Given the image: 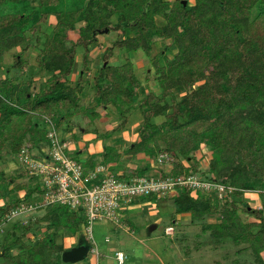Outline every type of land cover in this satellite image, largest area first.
<instances>
[{"label":"trees","instance_id":"16d2710c","mask_svg":"<svg viewBox=\"0 0 264 264\" xmlns=\"http://www.w3.org/2000/svg\"><path fill=\"white\" fill-rule=\"evenodd\" d=\"M193 1L0 0V68L4 66V54L20 48L6 71L23 69L28 64L24 53L36 48L37 69L49 74L33 91L30 90L33 74L24 82H18L17 75L0 76V164L7 156L18 161L22 150L29 152L40 143L52 145L49 130L59 131V125L64 122L63 132L72 131L70 121L78 112L86 113L93 121L100 116L97 107L109 109L112 105L120 119L116 126L100 134L107 137L125 127L131 108L136 106L142 113L137 130L139 139L124 150L104 145L99 154H88L78 160L69 155V146L64 148L65 154L78 161L84 171L103 164L109 165L113 172L120 171V177L128 178L145 174L148 166L124 169L120 160L125 153L131 156L143 152L165 153L172 167L168 172L162 170V177L175 178L201 173L198 162L188 166L183 160L193 159V151L207 143L212 175L205 174L204 180L232 187L227 197L234 193L235 199L241 201L242 185L249 178L264 183V116L252 121L246 112L264 102V0ZM22 3L26 8L20 10ZM50 16L55 21L46 32L42 25ZM111 30L119 33L102 52V64L89 81L85 74L90 71V47L97 42L98 34ZM74 31H77L75 38ZM155 36L170 39L177 52L172 57L164 52L150 57L159 91L149 89L141 97L145 87L133 61L124 57V62L118 65L109 60L116 49L140 50L150 56ZM78 49L82 50V66L72 82L70 76ZM146 74V80H150L152 73ZM87 83L91 84L93 93L89 105H84L81 101L89 95ZM176 88L183 90L179 97ZM49 115L57 116L58 121L46 128L39 119ZM159 117L163 118L160 122ZM48 121L49 118L47 124H50ZM71 136L72 141L77 140L74 133ZM23 166L27 174L31 167ZM221 170L223 176L219 175ZM31 178L36 180L35 186L16 184V191L25 185L29 190L23 198L7 200L0 206V214L9 218L12 211L23 208V201L28 205L36 200L35 207H44L45 214L23 224L20 234L13 237L6 234L0 255L9 264H63L62 252L72 247L64 248L55 240L54 232L46 231L35 242H25L23 238L42 221L54 229L67 224L75 232L85 216H79L68 203L45 202L46 189L40 175L32 174ZM175 187L172 197L178 211H188L194 217L220 212V222L208 225L212 234L230 237L235 244L248 243L253 246L259 264H264L260 256L264 249V206L248 210L245 204L256 221L242 223L235 199H225L223 205L215 206L218 195L213 189L207 196L197 190L198 196L194 197L189 186ZM156 198L153 192L139 195L133 201ZM187 202L194 205L205 202L206 206L196 209ZM53 216L57 219L50 221ZM255 227L258 229L253 231ZM84 243L83 239L81 244ZM17 246L22 250L10 252Z\"/></svg>","mask_w":264,"mask_h":264},{"label":"rangeland","instance_id":"374dc122","mask_svg":"<svg viewBox=\"0 0 264 264\" xmlns=\"http://www.w3.org/2000/svg\"><path fill=\"white\" fill-rule=\"evenodd\" d=\"M187 2L193 3L194 1L187 0ZM20 7V10H22V8H26L25 3H22ZM54 21V17L50 16L48 21L42 25V29L49 32L54 25ZM118 33L119 31L114 32L111 30L109 32L110 35H107L108 33L104 34H106L105 38L108 40L110 36L113 39L116 38ZM76 36L77 31H74L73 38ZM98 48L101 49L102 47L98 46ZM19 50L20 48H16L4 54V66L0 68V76L4 77L5 75H17V81L24 82L30 77V74H33L32 80L34 83L30 88V90L33 91L44 82L49 74L38 71L36 61V54L38 50L36 48H30L26 53H24V58L27 59L28 64L23 67V69H14L7 73L6 66L12 64L13 56L18 53ZM78 50L79 52L76 56V63L79 65H77V70H75L70 76L72 82L77 79L82 66V50ZM119 52L122 54L126 53V51ZM136 52L137 53L130 55V57L135 65V72L145 87V89L140 93V96L142 97L146 90L154 89L159 91L156 86V80L154 79L156 74L154 73V68L151 65L150 57L163 52L166 56L172 57L177 52V48L173 45L170 39H162L155 36L150 56L144 55V53L140 50H137ZM101 54L102 53L99 52L95 55V57H90V69L94 66V61H98V63L102 64ZM163 60V57H161L160 62L163 63ZM122 62H124L123 57L114 56L111 59L112 64L119 65ZM146 72L152 73L150 80H146ZM91 74L92 73L87 71L85 77L90 80ZM86 88L89 95L81 101L84 105L89 103V98L93 93L90 84L87 83ZM174 91L178 97L183 93L181 88H176ZM135 103L139 105L137 99ZM110 107H112V105H110ZM131 109V114L129 116L130 120L126 124L128 126L127 128L125 127L126 129L124 131L126 133L124 136H126L129 141H135L139 139L136 132L138 125L142 121V113L139 107L135 106ZM96 110L99 113L101 112L100 114L102 118L97 120L95 125L91 124L93 121H91L90 118L88 119L86 113L78 112V114L71 118L72 121H70V126L72 128L74 127L76 130H73V133L77 136V143H83L84 141L87 142L88 140H91L93 137L92 134L95 131L94 126L100 131H105L107 129H112L118 124L120 119L118 118L119 114L113 107L109 109L107 113L103 112L104 110L101 107L96 108ZM246 112L249 114V118L252 121H256L261 115L264 116V102H260L251 109H248ZM48 118L51 120L48 121L50 124H47ZM157 120L160 122L163 118L159 117ZM57 121V116L51 117L50 115L46 118L39 119V122L44 127H46V125L47 127L52 125L55 126ZM64 126V122L59 125V131H57L58 138L61 142H66L68 144L67 147L70 146L69 155L78 160L85 159L88 156V151L84 150L83 153H81V151L76 152V148L72 146V136L63 132ZM83 129L85 131H83ZM88 134L90 135L89 137ZM104 141L106 142L107 140L104 139ZM209 147L210 146L207 143H202L198 149L193 151V159L183 160L188 166L192 165L194 162H198V172L201 173H198L196 176L200 180H204L206 178L207 175L205 174L212 173L209 169L211 159ZM50 149L51 147L48 143H40L37 147L28 152L29 158H31L34 163H36V161H45V156H47L52 150ZM120 163L123 165L124 169L148 166L146 171L147 175L149 173H155L160 166L157 162L156 154L148 155L144 152L137 154L136 156H131L125 153V155L121 158ZM163 166L162 170H168L170 168L169 164H165ZM24 168L25 167L19 162V159L18 161H15L13 158L8 156L3 159L0 164V174L2 177V181H0V206L2 203L7 202V200L11 198H23L26 192L23 190H14V186L16 184L23 182L31 187L35 186L36 180L31 178L32 173L28 171L26 174V170H24ZM220 173V176L225 174L222 170ZM227 181L229 182V180ZM242 186V193L240 197L242 199L241 201H238L239 199H235L234 193H230L229 197L223 193V197H218L215 203L217 205L215 206L223 205L225 199H231V201L235 199L241 222H254L256 221L255 216L251 212H247L245 204L248 205V210L264 206V183H261L259 180L254 178H249V180H247L246 183H243ZM172 195L169 194V196L167 195L162 197L157 196L156 199L151 201L152 203H147L142 206L137 204L132 205L126 209L120 223L112 222L107 219H97L92 221L91 230L93 240L87 238L88 235L85 227L86 222L84 220L79 223L75 232H72L67 224L59 225L54 229L49 228L46 221H42L41 223L34 225L33 229L26 235L25 238H23V241L35 242L38 236H42L46 231L54 232L55 240L64 248L75 247L79 242H83L84 239V245L88 246L86 255L78 262H64L62 260L64 262L63 264H94L95 261L98 262V264H117V261L114 258V253L117 249L122 250L126 255L124 264H259V259L254 252L253 246L248 243L235 244L233 240L227 236L216 237L212 234V230L208 229V225L220 222V212L215 214L209 213L203 215V217H194L188 211H178V204L175 202ZM204 195L207 196L209 193ZM188 204L196 209H201L206 206L205 202L204 204L198 203L194 205L192 202H189ZM25 205V201H23L21 207ZM45 210L46 209L44 207L42 209H38L36 207L32 209L21 208L17 214L12 215L9 218L8 216L3 217L0 214V252L1 245L6 242V234L9 237L20 234L23 224H28L35 218L41 217L45 214ZM74 210L79 216L84 217L82 210H78L77 208ZM54 219L57 218L53 216L50 221ZM169 225L173 226V232L166 234L164 228ZM257 229L258 228L255 227L252 230L256 231ZM106 237L109 238L108 241L105 240ZM20 250H22V247L17 246L12 248L10 252L17 253ZM96 250L98 255L96 254ZM100 256H103V259ZM260 256L264 260V249L261 250ZM0 264H9L3 255H0Z\"/></svg>","mask_w":264,"mask_h":264},{"label":"built area","instance_id":"2783aa9c","mask_svg":"<svg viewBox=\"0 0 264 264\" xmlns=\"http://www.w3.org/2000/svg\"><path fill=\"white\" fill-rule=\"evenodd\" d=\"M51 128V127H50ZM51 139V152L45 156V161L36 163L29 158L28 152L22 150L19 160L22 165H29L30 173L40 175V182L45 187L43 199L47 203L62 201L68 203L72 209L82 210L85 216V227L87 238L93 240L91 223L97 219H107L120 223L124 212L134 204L145 205L146 201L135 202L133 199L139 195L156 193L157 196H169L176 193V185H187L192 188V195L197 197V190L209 193L215 190L218 197L232 190L223 184L210 180H200L196 175L177 176L175 178H163L161 171L163 165H170V157L165 153L157 155V162L160 164L155 173H145L141 176L120 177L118 173L110 170L109 165L97 164L94 168L84 171L83 166L65 154L66 142H61L52 128L49 130ZM51 155V156H50ZM169 168V169H170ZM168 170H163L168 172ZM41 200V199H39ZM34 204L23 206L25 209L35 208ZM151 202V200H149ZM21 208L18 209L20 211ZM18 211H12L11 216ZM166 234L173 232V226L164 228ZM109 240L108 237L105 238ZM96 254L98 252L96 250ZM114 258L117 264H124L125 254L122 250H116Z\"/></svg>","mask_w":264,"mask_h":264},{"label":"crops","instance_id":"0c3cea01","mask_svg":"<svg viewBox=\"0 0 264 264\" xmlns=\"http://www.w3.org/2000/svg\"><path fill=\"white\" fill-rule=\"evenodd\" d=\"M78 24H82V23H78ZM107 35H110L109 33L107 34ZM105 36H106V34H104V33H101V34H98L97 35V42L95 43V44H93L91 47H90V52H89V56L91 57H95V55H97L99 52H103L104 51V49L107 47V46H109L110 45V42H111V40L113 39L111 36L108 38V40H107V38H105ZM102 43V44H101ZM98 46H100V47H102L101 49H99L98 48ZM117 51V52H116ZM134 53H137L135 50H131V51H127L125 54H122V53H120L119 52V50H115L114 51V55L112 56V57H114V56H117V57H128V58H130L131 59V57H130V55H133ZM94 55V56H93ZM119 55V56H118ZM112 57L110 58V62H111V59H112ZM95 59V58H94ZM91 60V59H90ZM93 62V61H92ZM113 63V62H112ZM77 65H79L78 63H76L75 64V66H74V69H73V73H74V71L75 70H77ZM101 64L100 63H98V61H94V66H92L91 67V69H90V73H92L91 74V78H90V80H92V77L93 76H95V74L97 73V69H98V67L100 66ZM89 80V81H90ZM91 85V84H90ZM87 105V104H86ZM98 108V107H97ZM104 111L103 112H105V113H107L108 112V110L109 109H111L112 107H110L109 106V109H107V108H104V107H101ZM101 113V112H100ZM86 116H88V115H86ZM102 117H101V114H100V116H98L97 118H95L94 120H93V122H91V124L92 125H95L96 123H97V120H99V119H101ZM88 119H89V116H88ZM130 120V119H129ZM128 120V121H129ZM128 123V122H127ZM126 123V124H127ZM127 126L128 125H125V127L127 128ZM123 128L122 130H119V131H116V132H113V133H111V134H109L107 137H102V135H100V134H102V133H104V132H106L107 130H110V129H107V130H105V131H100L98 128H96L95 126H94V128H95V131L93 132V134H92V139L91 140H88L87 142H76V141H73V143H72V146L74 147V148H76V149H80L81 150V148L82 147H85V149H83V150H81V153H83L84 152V150H87L88 152V154H99L100 152H102V150H103V147H104V145H112V146H114L117 150H119V151H121V150H124V148H126L129 144H131L133 141H129L128 140V138L126 137V136H124L125 135V129L126 128ZM138 127H139V125H138ZM73 130H75V128L73 129ZM73 130L72 131H70V132H66L67 134H70V135H72V133H73ZM97 130V131H96ZM137 130H138V128H137ZM76 131V130H75ZM83 131H85L84 129H83ZM128 131V130H127ZM136 134H137V132H136ZM90 135L88 134V137H89ZM104 139L105 140H107L106 142L104 141ZM104 144V145H103ZM27 186H25L24 188H22V189H20V190H23L24 192H27ZM146 202L147 203H152V202H150L149 200H146ZM4 203H2L1 205H3ZM102 257V259H103V256H101ZM80 263V262H79ZM98 264V262H94V264ZM78 264V263H77ZM92 264V263H91Z\"/></svg>","mask_w":264,"mask_h":264},{"label":"water","instance_id":"95a60500","mask_svg":"<svg viewBox=\"0 0 264 264\" xmlns=\"http://www.w3.org/2000/svg\"><path fill=\"white\" fill-rule=\"evenodd\" d=\"M182 2L186 3V0H182ZM104 31L106 32L107 29ZM87 250L88 246L79 242L77 246L63 251L61 258L64 262H78L86 255Z\"/></svg>","mask_w":264,"mask_h":264}]
</instances>
